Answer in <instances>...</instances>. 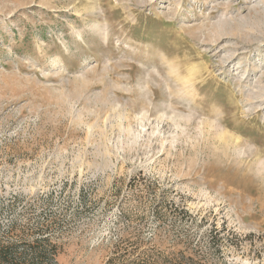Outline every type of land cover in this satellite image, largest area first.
<instances>
[{"label": "rangeland", "instance_id": "1", "mask_svg": "<svg viewBox=\"0 0 264 264\" xmlns=\"http://www.w3.org/2000/svg\"><path fill=\"white\" fill-rule=\"evenodd\" d=\"M42 235L264 264V0H0V242Z\"/></svg>", "mask_w": 264, "mask_h": 264}, {"label": "trees", "instance_id": "2", "mask_svg": "<svg viewBox=\"0 0 264 264\" xmlns=\"http://www.w3.org/2000/svg\"><path fill=\"white\" fill-rule=\"evenodd\" d=\"M171 205L177 208L171 202ZM186 220L197 221L187 210H183ZM201 219V218H200ZM176 253L171 260L174 264H192L194 253L188 241L175 243ZM57 248L48 235L36 237L31 242H0V264H56Z\"/></svg>", "mask_w": 264, "mask_h": 264}]
</instances>
